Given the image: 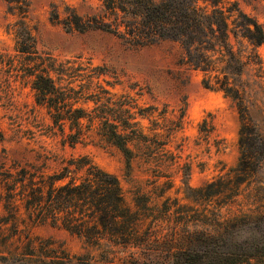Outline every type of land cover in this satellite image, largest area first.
Returning <instances> with one entry per match:
<instances>
[{
  "label": "trees",
  "instance_id": "trees-1",
  "mask_svg": "<svg viewBox=\"0 0 264 264\" xmlns=\"http://www.w3.org/2000/svg\"><path fill=\"white\" fill-rule=\"evenodd\" d=\"M16 16L15 51L0 53V92L9 79L30 84L35 104L49 122L43 133L60 134L71 146L84 140L115 147L127 176L136 167L150 174L148 190L138 186L126 201L118 177L87 157L62 160L58 172L44 174L50 158L13 160L0 166V262L5 264H237L264 262V136L249 104L264 92V24L237 0H102L93 12L68 8L60 19L68 32L111 33L134 47L162 41L181 48L180 63L202 74V85L231 99L239 115V156L224 175L191 186L190 162L182 144L172 148L184 109L146 132L140 119L156 108H141L129 92L102 84L105 66L80 55L59 58L37 47L28 23L31 0H4ZM59 19L58 12L54 11ZM106 85L113 83L105 80ZM92 103L86 107V104ZM163 129V132L154 131ZM214 127L204 119L199 132L208 143ZM32 137V136H31ZM219 150V146H216ZM181 175L183 200L167 193ZM244 195L245 201L238 197ZM233 206L236 208L233 209ZM50 224L78 239L85 249L71 252L63 241L33 234L28 225ZM95 251V252H93Z\"/></svg>",
  "mask_w": 264,
  "mask_h": 264
},
{
  "label": "rangeland",
  "instance_id": "rangeland-1",
  "mask_svg": "<svg viewBox=\"0 0 264 264\" xmlns=\"http://www.w3.org/2000/svg\"><path fill=\"white\" fill-rule=\"evenodd\" d=\"M237 1L246 13L264 24V0ZM101 2L102 0H31L27 21L33 27L38 49L59 58L80 55L91 59L95 65L108 68L109 75L101 79L103 85L118 94L129 92L137 99L141 108H156L153 115L140 119L146 132L154 127L153 119L162 122L163 117H159V113L165 108L167 118L178 116L184 109L182 128L175 134L172 148L176 144H182V161L191 164L188 180L191 186H201L227 173L237 163L239 156L240 121L234 103L221 91L205 88L201 83L202 74L180 63L181 48L176 42L162 41L134 47L111 33L65 30L60 19L65 16L68 8L86 14L95 11ZM55 10L59 19L54 15ZM16 19V16L7 11L6 2L0 0V53L17 54L13 31ZM258 51L264 64V44ZM2 79L4 75H0V80ZM105 80L113 85H106ZM8 89L7 96L0 92V166L7 168L13 160L34 162L36 152L43 150L50 156L43 172L51 174L60 170L63 159L86 155L93 163L118 177L128 204H133L132 199L138 186L144 190L151 188L147 179L152 180L153 177L143 173L140 168L135 166L132 176L126 175L123 157L115 147L105 142L89 140L71 146L68 142H63L60 134L50 136L43 133L37 124H47L48 115L44 108L35 104L30 84L10 78ZM91 105L89 102L86 107ZM249 112L264 136V92L255 91L249 104ZM204 119L211 121L214 127L208 143L199 132ZM162 130L158 128L154 131L163 132ZM216 146H219V150ZM261 176L264 182V170ZM180 179L181 175L178 174L174 187L167 194L185 202L182 189L176 192L177 187L182 185ZM238 200L245 201L244 195H240ZM25 224L33 234L63 241L71 252L85 251L78 239L58 227L30 222ZM237 264L264 262L251 260Z\"/></svg>",
  "mask_w": 264,
  "mask_h": 264
}]
</instances>
